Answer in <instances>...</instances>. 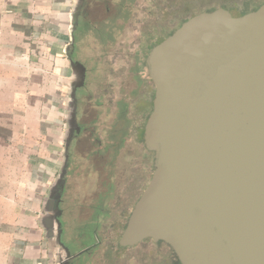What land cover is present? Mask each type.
<instances>
[{"label": "water", "instance_id": "obj_1", "mask_svg": "<svg viewBox=\"0 0 264 264\" xmlns=\"http://www.w3.org/2000/svg\"><path fill=\"white\" fill-rule=\"evenodd\" d=\"M74 90L85 67L71 61ZM154 94L143 128L153 171L118 244L166 243L181 264H264V3L234 16L202 10L145 57ZM74 120V113L72 114ZM50 188L41 218L47 236L61 222Z\"/></svg>", "mask_w": 264, "mask_h": 264}, {"label": "crops", "instance_id": "obj_2", "mask_svg": "<svg viewBox=\"0 0 264 264\" xmlns=\"http://www.w3.org/2000/svg\"><path fill=\"white\" fill-rule=\"evenodd\" d=\"M75 0H0V264H54L41 224L63 166Z\"/></svg>", "mask_w": 264, "mask_h": 264}, {"label": "rangeland", "instance_id": "obj_3", "mask_svg": "<svg viewBox=\"0 0 264 264\" xmlns=\"http://www.w3.org/2000/svg\"><path fill=\"white\" fill-rule=\"evenodd\" d=\"M264 0H135L120 10L128 14L126 23L116 21L112 29L113 42L102 44L88 38L83 44L81 57L95 67L89 78V103L91 118L100 139L105 131L115 125L121 146L113 159L115 195L110 201L109 217H101L99 238L101 244L85 253L88 264H177L173 250L162 241L150 238L123 247L118 239L125 226L128 212L146 186L153 171V153L146 157L143 149L142 130L147 118L148 97H144L141 78H149L143 66L148 53L146 42L165 35L179 20L222 3H259ZM122 26V27H121ZM121 27V30L119 28ZM146 96V95H145ZM127 104L124 118L119 117L121 104ZM127 209L125 215L123 210ZM124 215V216H123ZM82 220L76 211L64 217L67 234Z\"/></svg>", "mask_w": 264, "mask_h": 264}, {"label": "flooded vegetation", "instance_id": "obj_4", "mask_svg": "<svg viewBox=\"0 0 264 264\" xmlns=\"http://www.w3.org/2000/svg\"><path fill=\"white\" fill-rule=\"evenodd\" d=\"M134 1L75 0L72 8L71 42L67 49V57L69 63L80 61L84 65L85 76L83 84L75 88L74 97L70 96L74 86L70 85L69 88L62 142L65 174L63 185L58 187L52 198V207L61 222L60 240L70 253L74 254L88 246L90 248L77 256L67 257L65 250L56 243L57 228H54L50 236L57 251L54 264H88L83 255L101 244L98 233L99 219L109 217L111 214L109 204L115 195L113 159L121 146L119 143L121 138L118 139V134L115 133L116 126L112 125L109 130L105 131L104 139H100L94 124L95 118L89 115L92 107L89 103L88 84L95 67H91L81 57L82 44L88 38H92L95 42L102 40V32L113 30L112 27L116 21L126 23L128 14L119 12ZM262 3L264 1L251 4L249 10L256 9ZM227 6L226 9L234 16L239 15L242 9V6L236 2H231ZM106 41L111 42L109 39ZM73 113L74 120L72 121ZM143 148L146 150V156L149 157L152 152L147 150L144 144ZM75 211L76 216L82 220L76 224L71 233L67 234L64 217H70ZM126 212L127 209L123 210L124 215ZM129 214L128 212V216ZM93 220H97V226L92 229L95 233V241L88 243L85 239L80 240L84 233L90 230L89 223Z\"/></svg>", "mask_w": 264, "mask_h": 264}, {"label": "trees", "instance_id": "obj_5", "mask_svg": "<svg viewBox=\"0 0 264 264\" xmlns=\"http://www.w3.org/2000/svg\"><path fill=\"white\" fill-rule=\"evenodd\" d=\"M251 4H252V2H249V3L244 4V5L242 6V9H241V12L239 13V15L248 12L249 7H250ZM227 5H228V4H224V3H222V4L218 5V6H208V7H206V9H204V10H212V9H214V8H216V7H220V6H222V7H224V8H228ZM200 11H202V10H200ZM249 11H251V10H249ZM198 12H199V11H198ZM195 13H197V12H195ZM195 13H193V14H195ZM193 14H191V15H193ZM191 15H190V16H191ZM187 18H188V17L181 18V19L179 20V22H178V24L176 25L175 28H177V27H178V26H179L184 20H186ZM175 28L170 29L165 35H161V36H159V37H157V38H155V39H151V38H149V39L147 40V42H146L145 47H147V49H148V51H149L150 48H151L152 46H154V45L157 44L159 41H161L163 38H165L167 35H169V34H170ZM101 30H102V29H101ZM119 30H121V27L119 28ZM115 33H116V32H115L114 30H109L108 32H102V34H101V37H102V41H101V43H102V44L106 43V40H107V39H109L111 42H113V41L115 40V37H116ZM116 34H117V33H116ZM143 66H146L145 62L142 63V67H143ZM92 71H93V69H92ZM139 82L142 83V84L144 85L145 92H144L143 96H144V97H148V100H149L150 109H149V107H148V111H147V112H148V113H147V116H148L149 112H150L151 109H152V99H153V94H154L153 84H152L150 78H141V80H140ZM145 95H146V96H145ZM126 113H127V104H126V103L121 104V106H120V112H119V117L124 118L125 115H126ZM143 149H144V148H143ZM145 151H146V150L144 149V155L146 156L147 153H146ZM146 157H147V156H146ZM89 224H90V225H89L90 230L87 231V232H85L84 235H83V237H82L80 240L85 239L86 242H88V243H92V242L95 241V239H94V237H95V233L92 231V229L95 228V226H97V220H93V221L90 222ZM177 264H181V263L178 261V259H177Z\"/></svg>", "mask_w": 264, "mask_h": 264}]
</instances>
